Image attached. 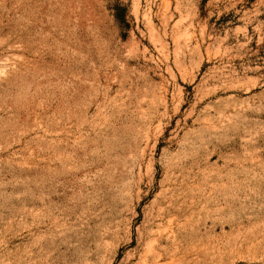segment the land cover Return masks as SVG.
Here are the masks:
<instances>
[{
  "label": "rangeland",
  "instance_id": "obj_1",
  "mask_svg": "<svg viewBox=\"0 0 264 264\" xmlns=\"http://www.w3.org/2000/svg\"><path fill=\"white\" fill-rule=\"evenodd\" d=\"M0 264H264V0H0Z\"/></svg>",
  "mask_w": 264,
  "mask_h": 264
}]
</instances>
